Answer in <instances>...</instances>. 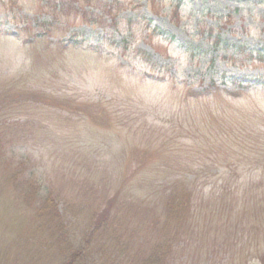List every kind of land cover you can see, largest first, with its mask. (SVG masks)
I'll return each mask as SVG.
<instances>
[{
  "label": "rangeland",
  "instance_id": "374dc122",
  "mask_svg": "<svg viewBox=\"0 0 264 264\" xmlns=\"http://www.w3.org/2000/svg\"><path fill=\"white\" fill-rule=\"evenodd\" d=\"M262 60L264 0H0V264L37 252L6 160L114 199L128 246L83 264H264Z\"/></svg>",
  "mask_w": 264,
  "mask_h": 264
},
{
  "label": "trees",
  "instance_id": "16d2710c",
  "mask_svg": "<svg viewBox=\"0 0 264 264\" xmlns=\"http://www.w3.org/2000/svg\"><path fill=\"white\" fill-rule=\"evenodd\" d=\"M10 143L11 139L0 131V159L3 151L9 148ZM6 162L5 165L11 168L7 182L11 189L18 194L22 204L30 210V216L25 217L26 228L19 232L18 238L13 240L12 245L19 247L23 243V245L28 244L35 247L37 252L34 258H29L34 261L33 263L83 264L90 257L89 255H92L90 250H100L102 247L110 245L113 248L128 246L120 240L124 238L125 233L118 234L120 225L116 226V224L119 213L117 211L112 212L111 205L114 199L109 204L105 202L89 205L86 201L81 204L77 202L68 204L67 198L60 196L59 198L52 191H44L38 179L32 174H23L24 163L20 162L17 166L11 167L9 161ZM166 198L170 201L168 202L169 207L177 202L176 195L171 192H168ZM61 199L74 214L81 217L82 215L85 216L82 217L83 232L73 228L71 223L67 221L59 207ZM127 229L123 230L126 231ZM108 238H110V243H105ZM157 253L155 261L160 262L161 258ZM36 256L38 258H35ZM13 262L16 263L14 259Z\"/></svg>",
  "mask_w": 264,
  "mask_h": 264
}]
</instances>
